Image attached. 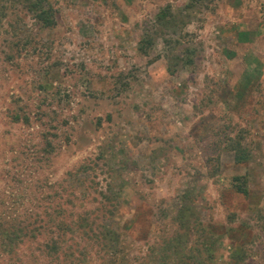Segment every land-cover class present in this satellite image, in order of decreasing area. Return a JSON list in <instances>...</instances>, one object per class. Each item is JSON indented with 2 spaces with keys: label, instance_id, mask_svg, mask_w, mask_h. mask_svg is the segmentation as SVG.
<instances>
[{
  "label": "rangeland",
  "instance_id": "1",
  "mask_svg": "<svg viewBox=\"0 0 264 264\" xmlns=\"http://www.w3.org/2000/svg\"><path fill=\"white\" fill-rule=\"evenodd\" d=\"M43 3L0 0V213L50 228L10 263L264 264V0Z\"/></svg>",
  "mask_w": 264,
  "mask_h": 264
},
{
  "label": "trees",
  "instance_id": "2",
  "mask_svg": "<svg viewBox=\"0 0 264 264\" xmlns=\"http://www.w3.org/2000/svg\"><path fill=\"white\" fill-rule=\"evenodd\" d=\"M18 2H20L28 10L29 13L34 15L37 22H39L43 28H53L56 26L55 12L53 8L46 7L44 5L43 3L44 0H18ZM171 17H173L171 7H167V8L161 9L158 20L161 24L167 26L168 24H170L167 22V20H170ZM14 120L16 122H20L23 119H21V117L16 115L14 117ZM23 121L27 124H30L29 117H25ZM53 151H54V147H52V144H49V149H46V152L49 153ZM237 162L238 164H240L242 163V160L239 159L237 160ZM48 183H49L48 179H46L40 186L42 190L45 189V192L48 189H50L49 188L50 183L49 184ZM237 189L240 194L248 195L247 188L241 187L239 185ZM47 194L49 195L44 194V199H45L44 201H46V204L48 203L49 205L52 199L54 198L60 199V197H62V195L60 196L57 193L55 194V196L51 195L50 193H47ZM67 200H68L67 205L68 206L72 205V201L70 200V198ZM48 204L47 206L45 205V208H44L45 218L50 217L52 215L51 213L48 212V206H49ZM1 209L2 211L0 213V260H6L8 261L9 264H11L10 261L12 262L14 258L16 257L17 250L20 248L19 246L21 243H23V241H26L27 239H32L34 241L36 239L37 232H39V234H41V230L42 232H44V230L45 232H49L50 228H49L48 222H44L45 219H43V221L40 220L38 218V215H36V217L30 216L31 219L32 218L34 219V222L29 223L26 221L27 223H21V222L16 221V216H15L16 213L11 214V212H6V209H3V205H1ZM55 210L57 211L56 214L59 217L64 216L62 215L64 212L66 213V210L64 211L63 207L59 208V206H56ZM11 215H13L12 217H14L12 222L6 219L7 216L10 217ZM39 221H42L40 225L38 224ZM82 226L83 225L80 226L81 229L84 228ZM87 226H90V225H87ZM60 227H61V230H65L68 226H67V223H65V221L63 220L60 222ZM115 236H116V233L111 232L110 230L107 229V231H104L103 233L102 240L106 242L108 247H110L109 250L113 252L112 256L115 255L116 257L117 256L116 243H118L119 240ZM45 248L47 250V251L45 250L47 254L44 252V250L41 251L42 253L46 254L45 258L49 257L53 250H54L55 255L59 253V248L54 247V244L52 245V241L47 243L45 245ZM37 260L36 258L34 259L35 262ZM55 260H57V258ZM117 263L118 262H116L115 260L114 261L112 260L111 262L109 261L107 264H117ZM48 264H52V261L51 263L50 261H48Z\"/></svg>",
  "mask_w": 264,
  "mask_h": 264
}]
</instances>
